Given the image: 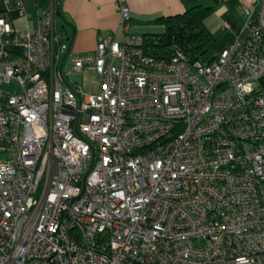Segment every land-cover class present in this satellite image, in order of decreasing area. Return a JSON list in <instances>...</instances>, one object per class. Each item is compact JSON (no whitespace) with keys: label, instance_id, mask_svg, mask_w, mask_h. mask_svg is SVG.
Masks as SVG:
<instances>
[{"label":"built area","instance_id":"built-area-1","mask_svg":"<svg viewBox=\"0 0 264 264\" xmlns=\"http://www.w3.org/2000/svg\"><path fill=\"white\" fill-rule=\"evenodd\" d=\"M58 1L20 36L0 12V264H264V0L211 61L149 50L126 0L68 55Z\"/></svg>","mask_w":264,"mask_h":264},{"label":"crops","instance_id":"crops-1","mask_svg":"<svg viewBox=\"0 0 264 264\" xmlns=\"http://www.w3.org/2000/svg\"><path fill=\"white\" fill-rule=\"evenodd\" d=\"M259 0H126L130 19L126 31L144 36L160 34L164 25L157 20L164 16L184 12L194 5L211 7V14L205 19V26L213 35L210 51L220 53L237 38L249 36L244 27L243 8L256 6ZM23 10L15 2L0 0V12H5L20 36L27 29L37 27V8L45 6L48 0H21ZM117 0H59L56 25L65 31L71 40L68 55L90 53L96 49L101 35L115 33L123 35ZM257 9L255 15L257 16ZM13 51L21 52V45L11 44ZM78 80V79H74ZM94 90H98V85Z\"/></svg>","mask_w":264,"mask_h":264},{"label":"trees","instance_id":"trees-1","mask_svg":"<svg viewBox=\"0 0 264 264\" xmlns=\"http://www.w3.org/2000/svg\"><path fill=\"white\" fill-rule=\"evenodd\" d=\"M211 10V7L199 4L182 13L159 18L157 22L164 25L165 31L145 36L148 49L161 57H169L175 49L180 48L191 61H211L214 55L210 45L214 38L205 26V19Z\"/></svg>","mask_w":264,"mask_h":264},{"label":"rangeland","instance_id":"rangeland-1","mask_svg":"<svg viewBox=\"0 0 264 264\" xmlns=\"http://www.w3.org/2000/svg\"><path fill=\"white\" fill-rule=\"evenodd\" d=\"M23 50V47L21 46V51ZM64 70H71V65L69 61H67L64 65ZM98 73L96 70L86 68L83 72H72L70 75H67L68 79H78L80 83H82L84 89L86 91H92L96 87V83L98 80ZM2 102L5 101V98L1 99ZM6 152L0 149V158H5Z\"/></svg>","mask_w":264,"mask_h":264}]
</instances>
